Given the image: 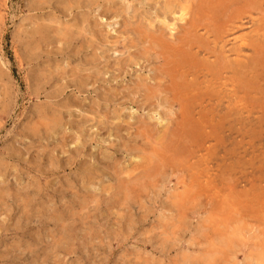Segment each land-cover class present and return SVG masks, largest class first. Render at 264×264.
Here are the masks:
<instances>
[{"label":"rangeland","instance_id":"obj_1","mask_svg":"<svg viewBox=\"0 0 264 264\" xmlns=\"http://www.w3.org/2000/svg\"><path fill=\"white\" fill-rule=\"evenodd\" d=\"M191 1L0 0V264H264V0Z\"/></svg>","mask_w":264,"mask_h":264},{"label":"bare ground","instance_id":"obj_2","mask_svg":"<svg viewBox=\"0 0 264 264\" xmlns=\"http://www.w3.org/2000/svg\"><path fill=\"white\" fill-rule=\"evenodd\" d=\"M145 1H146V0H145ZM192 1H193V0H192ZM192 1H191V2H192ZM194 1H195V0H194ZM214 1H215V0H214ZM221 1H222V0H221ZM248 1H249V0H248ZM256 1H257V0H256ZM184 2H185V1H184ZM189 2H190V1H189ZM195 2H196V1H195ZM215 2H216V1H215ZM217 2L220 3L219 1H217ZM223 2H224V4H225V1H224V0H223ZM223 2H221V3H223ZM226 2H227V1H226ZM232 2H233V0H232ZM257 2H258V1H257ZM257 2H256L255 4H257ZM233 3H234V2H233ZM251 3H252V4L254 3L253 0L251 1ZM258 3H259V2H258ZM228 4H229V3H228ZM228 4H227V5H228ZM263 4H264V3H263ZM130 5H131V4H130ZM185 5H188V4H185ZM220 5H221V4H220ZM253 5H254V4H253ZM169 6H170V5H169ZM179 6H180V4H179ZM197 6H198V5H197ZM170 7H171V6H170ZM204 7H206V6H204ZM214 7H215V6L213 5V8H214ZM223 7L225 8L226 6H223ZM241 7H242V6H241ZM189 8H191V7H189ZM198 8H199V7H198ZM207 8H208V7H206V9H207ZM215 8H217V7H215ZM192 9H193V8H192ZM218 9H219V8H217L216 10H218ZM228 9H229V8H228ZM230 10H231V9H230ZM233 10H234V9H233ZM203 11H205V10H203ZM208 11H209V8H208ZM228 11H229V10H228ZM234 11H236V10H234ZM234 11H233V12H234ZM257 11H258V10H257ZM259 11L261 12V10H259ZM188 12H189V11L187 10V14H188ZM236 12H237V11H236ZM171 13L173 14V12H171ZM190 13H191V11H190ZM203 13H204V12H203ZM205 13H206V11H205ZM210 13H211V12H210ZM214 13H215V12H214ZM220 13H222V12H220ZM262 13L264 14L263 11H262ZM167 14H168V13H167ZM197 14H200V12H197ZM197 14H196V15H197ZM208 14H209V12H208ZM212 14H213V13H212ZM234 14H235V13H234ZM237 14H238V13H237ZM188 15H190V14H188ZM203 15H204V14H203ZM223 15H224V14H223ZM259 15H260V14H259ZM169 16H170V15H169ZM184 16H185V13L183 12V8H181V13H180V15H179V18H178V17H177V18H178V20H179V19H183ZM192 16H193V15H191V18H192ZM194 16H195V15H194ZM197 16H198V15H197ZM200 16H202V15H200ZM224 16H225V15H224ZM228 16L230 17L231 15H227L226 17H228ZM163 17H164V16H163ZM163 17H162V18H163ZM171 17H172V16H171ZM173 17L175 18L176 16H173ZM209 17H210V16H209ZM209 17H206V18H209ZM232 17L234 18V16H232ZM241 17H242V16H241ZM115 18H116V17H115ZM187 18H188V17H187ZM194 18H195V17H193L192 20H193ZM206 18H204V19H206ZM211 18H212V17H211ZM220 18H221V17H220ZM237 18H238V17H237ZM261 18H262V17H261ZM263 18H264V15H263ZM164 19H166V18H164ZM198 19H199V18H198ZM202 19H203V16H202ZM202 19H200V22H201ZM221 19H222V18H221ZM224 19H225V18H223V19H222L223 21H222V20H221V21L224 22ZM238 19H239V18H238ZM259 19H260V17H259ZM162 20H163V19H162ZM174 20H175V19H174ZM194 20H195V19H194ZM210 20H211V19H209V22H210ZM218 20H219V18H218ZM226 20H227V19H226ZM226 20H225V21H226ZM228 20H229V18H228ZM249 20H250V19H249ZM155 21H156V20H155ZM221 21H220V24H221ZM235 21H236V20H235ZM238 21H239V20H238ZM182 22H186V21H183V20H182ZM198 22H199V21H198ZM209 22H208V23H209ZM211 22H212V21H211ZM211 22H210V23H211ZM228 22H229V21H228ZM162 23H163V22H162ZM165 23H166V22H165ZM168 23H169V22H168ZM168 23H167V24H168ZM195 23H197V22H195ZM217 23H219V22L217 21ZM217 23H216V24H217ZM250 23H251V22H250ZM163 24H164V23H163ZM175 24H176V23H175ZM206 24H207V23H206ZM206 24H205V25H206ZM225 24H226V23H225ZM231 24H232V23H231ZM173 25H174V24H173ZM191 25H192V24H190V26H191ZM202 25L204 26V24H202ZM210 25H211V24H210ZM217 25H218V24H217ZM165 26H166V25H165ZM174 26H175V25H174ZM174 26H173V27H174ZM194 26H195V25H194ZM203 26H202V27H203ZM212 26H213V25H212ZM212 26H211V28H212ZM219 26H220V25H219ZM219 26H218V27H219ZM192 27H193V25H192ZM207 27L210 28V26H208V25H207ZM207 27H206V30H208ZM218 27H217V28H218ZM168 28L171 30V26L168 27ZM197 28H198V27H197ZM200 28H201V27H200ZM173 29H174V28H173ZM183 29H185V27H183ZM186 29H187V28H186ZM189 29H190V28H188V30H189ZM214 29H215V27H214ZM220 29H221V28H220ZM134 30L136 31L137 29H134ZM188 30H187V31H188ZM191 30H192V29H191ZM193 30H194V28H193ZM195 30H196V29H195ZM204 30H205V29H204ZM223 30H224V29H223ZM39 31H40V30H39ZM138 31H139V30H138ZM219 31H220V30H219ZM236 31H237V30H236ZM182 32H183V34L186 33V32H184V30H182ZM188 32H189V31H188ZM194 32H195V31H194ZM224 32H225V31H224ZM226 32H227V31H226ZM226 32H225V33H226ZM242 32H243V31H242ZM263 32H264V31H263ZM136 33H137V32H136ZM198 33H202V32H197V35H198ZM206 33H207V32H206ZM208 33H209V32H208ZM222 33H223V32H222ZM261 33H262V32H261ZM176 34H177V33H176ZM189 34H190V33H189ZM189 34H188V35H189ZM191 34H192V33H191ZM195 34H196V33H195ZM209 34H210V33H209ZM216 34H217V32H216ZM223 34H224V33H223ZM226 34H227V33H226ZM258 34H259V33H258ZM59 35H60V34H59ZM138 35H139V34H138ZM141 35H143V34L141 33ZM145 35H146V34H145ZM148 35H149V34H148ZM193 35H194V34H193ZM211 35H212V34H211ZM146 36H147V35H146ZM159 36H160V35H159ZM178 36H179V35H178ZM195 36H196V35H195ZM209 36H210V35H209ZM217 36H218V35H217ZM234 36H235V34H234ZM144 37H145V36H144ZM151 37H152V36H151ZM179 37H182V36H179ZM192 37H193V36H192ZM196 37H198V36H196ZM213 37H214V36H213ZM219 37H220V36H219ZM227 37H228V36H227ZM235 37H236V36H235ZM246 37H247V36H246ZM140 38H141V37H140ZM145 38H146V37H145ZM149 38H150V37H149ZM174 38H175V37H174ZM187 38H188V37H187ZM190 38H191V37H190ZM190 38H189V39H190ZM194 38H195V37H194ZM238 38H240V37H238ZM195 39H196V38H195ZM202 39H203V38H202ZM211 39H212V38H211ZM215 39H216V37H215ZM218 39H219V38H218ZM218 39H217V40H218ZM224 39H225V38H224ZM226 39H227V38H226ZM228 39H229V38H228ZM242 39H243V38H242ZM145 40H146V42H147L148 39H144V41H145ZM163 40H164V39H163ZM163 40H162V41H163ZM198 40H199V38H198ZM254 40H255V39H254ZM254 40H253V41H254ZM142 41H143V38L141 39V42H142ZM149 41H150V40H149ZM160 41H161V40H160ZM162 41H161V42H162ZM183 41H186V40H183ZM183 41L180 40V42H182V43H183ZM208 41H209V40H208ZM231 41H232V40H231ZM240 41H241V40H240ZM243 41H244V40H243ZM246 41H247V40H246ZM146 42H145V43H146ZM165 42H166V41H165ZM177 42H178V41H177ZM189 42H190V41H189ZM189 42H188V44H187V43H186V44L189 45ZM191 42H193V41H191ZM201 42H202V41H201ZM209 42H211V41H209ZM220 42H221V41H220ZM220 42H219V43H220ZM226 42H228V41H226ZM260 42H261V41H260ZM149 43H150V42H149ZM169 43H170V42H169ZM197 43H198V42H197ZM197 43L194 44V45H196V47L193 45L195 48H197V46L199 45V44L197 45ZM206 43H208V42H206ZM213 43H214V42H213ZM216 43H217V42H216ZM228 43H229V42H228ZM239 43H240V42H239ZM245 43H246V42H245ZM254 43H255V42H254ZM261 43H262V42H261ZM152 44H153V46H152ZM154 44H155V43H154L153 40H152L150 46L154 47ZM173 44H174V43H173ZM183 44H185V43H183ZM236 44H237V43H236ZM251 44H252V43H251ZM169 45H172V44H169ZM191 45H192V44H191ZM201 45H202V44H201ZM238 45H240V44H238ZM258 45H259V44H258ZM159 46H161V45H159ZM178 46H179V44H178ZM181 46L183 47L184 45L181 44ZM221 46H222V45H221ZM262 46H263V44H262ZM262 46H261V48H260L259 46L257 47V46L255 45V47H257V48H256L257 51H254V52H255V53L258 52V53H257L258 55H259V54L262 55V54L260 53V52H264V50H263L264 48H262ZM155 47H157V46H155ZM155 47H154V48H155ZM164 47H165V46H164ZM171 47H172V46H171ZM186 47H187V46H186ZM201 47H202V46H201ZM207 47H208V46H207ZM219 47H220V46H219ZM226 47H227V46H226ZM233 47H234V45H233ZM241 47H242V46H241ZM249 47H250V45H249ZM249 47H248V49H249ZM168 48H169V47H168ZM174 48H175V47H174ZM190 48H192V46H191ZM202 48H203V47H202ZM202 48H200V49H202ZM204 48H205V46H204ZM204 48H203V49H204ZM209 48H211V47H209ZM224 48H225V47H224ZM230 48H231V47H230ZM253 48H254V47H253ZM258 48H260V49L263 50V51H260V50L258 51ZM129 49H130V48H129ZM163 49H164V48H163ZM182 49H183V48H182ZM184 49H185V46H184ZM188 49H189V48H187V50H188ZM220 49H221V48H220ZM226 49H227V48H226ZM233 49H234V48H233ZM251 49H252V48H251ZM153 50H154V49H153ZM170 50H171V49H170ZM176 50H178V49H176ZM204 50H205V51H208V50H206V49H204ZM204 50H203V51H204ZM211 50H212V49H211ZM235 50H236V49H235ZM246 50H247V49H246ZM195 51H196V50H195ZM217 51H218V50H217ZM232 51H233V50H232ZM179 52H181V51H179ZM179 52H178V54H179ZM182 52H183V51H182ZM191 52H192V51H191ZM210 52H211V51H209V53H210ZM214 52H215V51L211 52L210 54H212V53L214 54ZM233 52H234V51H233ZM174 53H175V52L173 51V54H174ZM184 53H185V52H184ZM187 53H188V52H187ZM187 53H186V54H187ZM193 53H194V51H193ZM204 53H205V52H204ZM215 53H218V52H215ZM221 53H223V52H220V54H221ZM230 53H231V52H230ZM252 53H253V51H252ZM190 54H191V53H190ZM194 54H195V53H194ZM220 54L218 53V57H219ZM227 54H228V53H227ZM243 54H244V53H243ZM253 54H254V53H253ZM157 55L159 56V53H158ZM167 55H168V54H167ZM169 55H171V54H169ZM179 55H181V54H179ZM183 55H184V54H183ZM195 55H196V54H195ZM223 55H224V54H223ZM238 55H239V54H238ZM246 55H247V54H246ZM246 55L244 54V56H246ZM260 55H259V57H260ZM171 56H172V55H171ZM187 56H188V54H187ZM205 56H206V55H205ZM221 56H222V54H221ZM248 56H249V55H248ZM248 56H246V57H248ZM254 56H256V55L254 54ZM151 57H152V56H151ZM156 57H157V56H156ZM156 57H155V58H156ZM172 57H175V56H172ZM197 57H198V56H197ZM202 57H203V56H202ZM211 57H213V56H211ZM224 57H225V56H224ZM249 57H250V56H249ZM249 57H248V58H249ZM251 57H253V56H251ZM155 58H154V60H155ZM160 58H161V56H160ZM163 58H164V57H162V59H163ZM168 58H169V56H168ZM180 58H181V57H180ZM222 58H223V56H222ZM226 58H227V57H226ZM226 58H225V59H226ZM229 58H230V57H229ZM231 58H232V57H231ZM248 58H247V59H248ZM253 58H254V57H253ZM263 58H264V57H263ZM91 59H92V58H91ZM156 59H157V58H156ZM165 59H166V58H165ZM174 59H176V58H174ZM182 59H183V57H182ZM185 59H186V58H185ZM202 59H203V58H202ZM215 59H216V58H215ZM225 59H224V61H225ZM236 59H238V58H236ZM245 59H246V58H245ZM249 59H250V58H249ZM255 59H257V58H255ZM259 59H260V58H259ZM259 59H258L257 61L260 62V64H261L262 62L259 61ZM261 59H262V58H261ZM261 59H260V60H261ZM158 60H159V58H158ZM160 60H161V59H160ZM180 60H181V59H180ZM199 60H200V59H199ZM211 60H212V59H211ZM227 60H228V59H227ZM229 60H230V59H229ZM241 60H243V59H241ZM250 60H251V59H250ZM250 60H249V61H250ZM252 60H253V59H252ZM161 61H162V60H161ZM166 61H167V59H166ZM166 61H165V62H166ZM171 61H172V59H171ZM176 61H177V59H176ZM212 61H213V60H212ZM238 61H240V60H238ZM238 61H237V63H238ZM253 62H254V61H253ZM263 62H264V61H263ZM183 63H184V62H183ZM187 63L189 64V62H187ZM246 63H247V61H246ZM179 64H180V63H179ZM179 64H177V62H176V67H177V65H179ZM188 64H187V65H188ZM191 64H193V62H192V63L190 62V65H191ZM194 64H195V63H194ZM215 64H216V62H215ZM224 64H225V63H224ZM230 64H231V63H230ZM240 64H241V65H242V64H245V62L240 63ZM240 64H238V65H240ZM255 64H257V63H255ZM255 64L251 62L252 68H253V65L255 66ZM171 65H172V64H171ZM174 65H175V62H174ZM181 65H182V64H181ZM184 65H186V64L184 63ZM187 65H186V66H187ZM211 65H213V64L211 63ZM216 65H217V64H216ZM226 65L229 66L228 64H226ZM226 65H225V66H226ZM235 65H236V64H235ZM248 65H250V64H248ZM248 65H246V66H248ZM262 65L264 66V64H261V66H262ZM195 66H196V65H195ZM202 66H203V64H202ZM205 66H206V65H205ZM220 66H221V65H220ZM242 66H243V65H242ZM256 66L258 67V65H256ZM256 66H255V67H256ZM154 67H155V66H154ZM154 67H152L151 70H153ZM161 67H162V66H161ZM178 67H179V66H178ZM197 67L199 68V67H201V66L199 65V66H197ZM197 67H196V68H197ZM217 67H218V66H217ZM221 67H222V66H221ZM237 67H238V66H237ZM180 68H181V66H180ZM187 68H188V67H187ZM207 68H209V67H207ZM241 68H242V67H241ZM244 68H245V67H244ZM248 68H251V66H249ZM262 68H263V67H261V69H262ZM175 69H177V68H175ZM189 69H190V68H189ZM189 69H188V70H189ZM192 69H193V68H192V65H191V70H192ZM213 69H214V68H213ZM219 69H220V68H219ZM161 70H162V69H161ZM163 70H164V69H163ZM179 70H180V69H179ZM185 70H186V69H185ZM185 70H184V71H185ZM194 70H195V67H194ZM205 70H206V68H205ZM207 70H208V69H207ZM237 70L240 71L241 69H238V68H237ZM242 70H244V69H242ZM242 70H241V71H242ZM245 70H247V69L245 68ZM251 70H253V69H251ZM251 70L249 69V72H250ZM262 70H264V69H262ZM153 71H154V70H153ZM155 71H156V69H155ZM155 71H154V72H155ZM166 71H167V70H166ZM176 71H177V70H176ZM180 71H181V70H180ZM210 71H211V70H210ZM218 71H219V70H218ZM233 71H235V70H233ZM253 71H254V70H253ZM255 71H256V70H255ZM259 71H261V70H259ZM259 71H258V72H259ZM185 72L187 73V71H185ZM185 72H184V73H185ZM236 72H237V71H236ZM258 72H257V73H258ZM160 73H162V72H160ZM163 73H164V72H163ZM165 73H166V72H165ZM165 73H164V74H165ZM167 73H168V72H167ZM184 73H183V75H182V73L180 74V78H179V79H181V75H182V77L184 76ZM199 73H200V72H199ZM218 73H219V72H218ZM234 73H235V72H234ZM239 73H240V75H242V76H244V77L246 76V74L243 75L244 73H243V74H241V72H239ZM172 74H173V73H172ZM175 74H176V73H175ZM213 74H214V73H213ZM216 74H217V73H216ZM216 74H214V75H216ZM231 74H232V73H231ZM231 74H230V75H231ZM236 74H238V73H236ZM236 74H234V75L236 76ZM259 74H260V72H259ZM160 75H161V74H160ZM160 75H159V76H160ZM165 75H166V74H165ZM168 75H169V74H168ZM168 75H166V76H168ZM192 75H193V74H191V76H192ZM204 75H205V74H204ZM204 75H203V76H204ZM218 75H221V73L218 74ZM228 75H229V73H228ZM230 75H229V76H230ZM238 75H239V74H238ZM240 75H239V76H240ZM257 75H258V74H257ZM260 75H263V74L261 73ZM154 76H155V75H154ZM163 76H164V75H163ZM166 76H164V77H166ZM171 76H172V75H170V76H168V77H171ZM174 76H175V75H174ZM201 76H202V75H201ZM205 76H206V75H205ZM212 76H213V75H212ZM216 76H217V75H216ZM239 76H238V77H239ZM255 76H256V75H255ZM152 77H153V76H152ZM164 77H163V78H164ZM176 77H177V75H176ZM188 77H189V76H188ZM195 77H196V76H195ZM222 77H223V75H222ZM226 77H227V76H226ZM226 77H225V78H226ZM246 77H247V76H246ZM258 77H259V76H258ZM261 77H262V76H260V78H261ZM163 78H162V79H163ZM174 78H175V77H174ZM177 78H178V77H177ZM202 78H203V77H202ZM240 78H243V77L240 76ZM240 78H239V79H240ZM249 78H251V77L249 76ZM262 78H263V77H262ZM262 78H261V80H263ZM160 79H161V78H160ZM160 79H159V80H160ZM166 79H168V78H166ZM166 79H165V80H166ZM192 79H193V78H192ZM194 79H195V78H194ZM206 79H207V78H206ZM222 79H223V78H222ZM226 79H227V78H226ZM226 79H225V81H227ZM231 79H232V78H231ZM173 80L175 81V79H173ZM176 80H178V79H176ZM181 80H182V79H181ZM183 80L185 81V78H184V77H183ZM183 80H182V81H183ZM197 80H198V79H197ZM197 80H196V81H197ZM244 80H245V79H244ZM166 81H169V79L166 80ZM184 81H183V82L180 81V82H181V83H184ZM188 81H190V80L188 79ZM193 81H195V80H193ZM193 81H192V82H193ZM196 81H195V82H196ZM198 81H199V80H198ZM200 81H201V80H200ZM207 81H209V80L207 79ZM223 81H224V80H223ZM225 81H224V82H225ZM247 81H248V80H246V82H247ZM159 82L162 83V80H160ZM176 82H178V81H176ZM180 82H178V83H180ZM192 82H190V83H192ZM214 82H215V80H214ZM230 82H231V81H230ZM244 82H245V81H244ZM167 83L169 84V82H167ZM185 83H186V82H185ZM185 83H184V84H185ZM197 83H198V82H197ZM197 83H196V84H197ZM215 83H216V82H215ZM219 83H220V82H219ZM221 83H222V82H221ZM237 83L240 84V81H238ZM165 84H166V82H165ZM176 84H177V83H176ZM204 84H205V83H203V85H204ZM247 84H250V82H249V83L247 82ZM180 85H181V84H180ZM187 85L189 86V84H187ZM198 85H199V84H198ZM203 85H202V86H203ZM236 85H237V84H236ZM260 85H261V84H260ZM166 86H167V85H166ZM166 86H165V87H166ZM182 86H184V85H182ZM188 86H187V87H188ZM246 86H247V85H246ZM142 87H143V86H142ZM150 87H151V86H150ZM170 87H172V85H170ZM170 87H169V88H170ZM174 87H175V86H174ZM180 87H181V86H179V88H180ZM234 87H235V86H234ZM240 87H241V86H240ZM244 87H245V86H244ZM79 88H80V86H79ZM175 88H177V87H175ZM191 88H192V87H191ZM195 88H196V87H195ZM197 88H199V87H197ZM203 88H204V87H203ZM232 88H233V87H232ZM237 88H238V87H237ZM237 88H236V89H237ZM177 89H178V88H177ZM188 89H189V88H188ZM192 89H194V88H192ZM200 89H201V88H200ZM200 89H199V90H200ZM246 89H248V88L246 87ZM246 89H245L244 91H246ZM156 90H157V89H156ZM171 90H172V89H171ZM182 90H183V87H182ZM182 90H181V91H182ZM184 90L186 91V88H184ZM204 90H205V89H204ZM207 90H209V88H208ZM207 90H206V91H207ZM230 90H231V89H230ZM239 90H240V89H239ZM167 91H168V89H167ZM167 91H165V92H167ZM197 91H198V90H197ZM228 91H229V89H228ZM234 91H235V90H234ZM168 92H169V91H168ZM170 92H172V91H170ZM173 92H174V91H173ZM175 92H176V91H175ZM175 92H174V93H175ZM177 92H179V94H180V90L177 91ZM199 92H200V91H199ZM203 92H204V91H203ZM203 92H202V95H203ZM226 92H227V91H226ZM246 92H247V91H246ZM160 93H162V92L160 91ZM160 93H159V94H160ZM174 93H173V94H174ZM183 93H184V91H183ZM186 93H187V92H186ZM188 93H189V92H188ZM204 93H205V92H204ZM206 93H207V92H206ZM210 93H212V92L210 91ZM228 93H229V92H228ZM242 93H243V91H242ZM155 94H157V92H156ZM169 94H170V96H171L172 93H169ZM169 94H167V96H169ZM193 94H194V93H193ZM212 94H213V93H212ZM214 94H216V93H214ZM214 94H213V95H214ZM180 95H181V94H180ZM194 95H195V94H194ZM194 95H193V96H194ZM199 95H201V93H200ZM199 95H198V96H199ZM207 95H208V94H206L205 96H207ZM226 95H227V94H226ZM157 96H158V95H157ZM175 96H176V95H175ZM183 96H184V95H183ZM186 96H187V94H186ZM186 96H184V98H185ZM191 96H192V95H190V97H191ZM193 96L190 98L189 95H188V97H189L190 100L193 98ZM195 96L197 97V95H195ZM203 96H204V95H203ZM208 96H210V94H209ZM214 96H215V95H214ZM214 96H212V97H214ZM228 96H229V95H228ZM242 96H243V95H242ZM242 96H241V97H242ZM155 97H156V96H155ZM155 97H154V98H155ZM177 97H178V96H177ZM188 97H187V98H188ZM199 97H200V96H199ZM199 97H198V99H199ZM210 97H211V96H210ZM224 97H225V96H224ZM250 97H251V96H250ZM250 97H248V98L250 99ZM169 98H170V97H168V99H169ZM172 98H173V97H172ZM180 98H181V97H180ZM180 98H179V99H180ZM187 98H186V100H188ZM194 98H195V97H194ZM200 98H201V97H200ZM242 98H243V97H242ZM246 98H247V97H246ZM164 99H167V98H164ZM181 99H183V97H182ZM201 99H202V98H201ZM226 99H228V98H226ZM249 99H248V100H249ZM170 100H171V99H170ZM175 100H176V98H175ZM177 100H178V99H177ZM183 100H185V99H183ZM195 100H196V98H195ZM221 100H222V99H221ZM243 100H244V99H243ZM231 101H232V100H231ZM245 101H246V100H245ZM207 102H208V101H207ZM198 103H199V102H198ZM198 103H197V105H198ZM218 103H219V102H218ZM246 104H247V103H246ZM248 104H249V103H248ZM203 105H204V102H203ZM232 105H233V104H232ZM235 105H236V104H235ZM194 106H195V105H194ZM217 106H218V105H217ZM222 106H224V105H222ZM250 106H251V105H250ZM197 107H198V106H197ZM225 107H226V105H225ZM241 107H242V106H241ZM253 107H254V106H253ZM200 108H201V107H200ZM209 108H210V107H209ZM209 108H208V109H209ZM251 108H252V107H251ZM226 109H227V108H226ZM245 109H246V107H245ZM245 109H244V110H245ZM204 110H205V109H204ZM224 110H225V109H224ZM234 110H235V109H234ZM246 110H247V109H246ZM197 111H198V110H197ZM200 111H201V110H200ZM209 111H210V109H209ZM219 111H220V110H219ZM201 112H202V111H201ZM195 113H196V112H195ZM202 113H203V112H202ZM205 113H206V112H205ZM207 113H208V111H207ZM213 113H215V111H214ZM217 113H218V112H217ZM229 113H230V110H229ZM229 113H228V114H229ZM256 113H257V112H256ZM193 114H194V113H193ZM200 114H201V113H200ZM181 116H182V115H181ZM198 116H200V115H198ZM209 116H210V115H209ZM216 116H218V115H216ZM220 116H221V115H220ZM220 116H219V118L221 119ZM224 117H225V116H224ZM232 117H233V116H232ZM258 117H259V116H258ZM57 118H58V117H57ZM198 118H199V117H198ZM200 118H201V117H200ZM225 118H227V117H225ZM229 118H230V117H229ZM189 119H190V118H189ZM192 119H193V118H192ZM206 119H207V117H206ZM208 119H209V118H208ZM230 119H231V118H230ZM58 120H59V118H58ZM197 120H198V119H197ZM201 120H202V119H201ZM201 120H200V121H201ZM214 120H215V119H214ZM195 121H196V120H195ZM222 121H223V120H222ZM262 121H263V120H262ZM219 122H220V120H219ZM187 123H192V122H187ZM220 123H221V122H220ZM220 123H219V124H220ZM222 123H223V122H222ZM236 123H237V122H236ZM174 124H175V123H174ZM192 124L195 125L194 122H193ZM205 124H206V123H205ZM232 124H233V122H232ZM143 125H144V124H143ZM188 125H189V124H188ZM148 126H149V125H148ZM190 126H192V125H190ZM229 126H230V125H229ZM119 127H120V126H119ZM185 127H186V126H185ZM194 127H195V126H194ZM182 128H183V131H182V132H183V134H184V133H185V132H184L185 129H184V127H182ZM188 128H189V127H188ZM192 128H193V127H192ZM180 129H181V128H180ZM189 129H191V128H189ZM193 129H195V128H193ZM193 129H192V130H193ZM172 130H173V129H172ZM192 130H191V131H192ZM179 131H180V130H179ZM186 131H187V132H188V131L191 132V131L188 130V129H187ZM187 132H186V133H187ZM178 133H181V131H180V132H176V134H178ZM141 134H142V133H141ZM168 134H169V133H168ZM174 134H175V133H174ZM174 134H173V135H174ZM188 134H191V133H188ZM188 134H187V135H188ZM160 135H162V134H160ZM169 135H171V134H169ZM187 135H185V136H187ZM192 135H193V134H192ZM192 135H189V136H191V137L195 136V134H194L193 136H192ZM208 135H209V134H208ZM185 136H183V137H185ZM165 137H166V136H165ZM174 137H175V136H174ZM174 137L172 136L171 138L174 139ZM163 138H164V137H163ZM171 138H168V137H167V138H165V139L167 140V142L165 141V139H164L163 141L166 142V143H168V139H170V141H171ZM176 138H177V137H176ZM186 138H187V137H186ZM197 138H198V137H197ZM173 139H172V140H173ZM188 139H189V137H188ZM212 139H213V138H212ZM177 140H179V139H177ZM177 140H176V141H177ZM189 140H192V138L189 139ZM197 140H198V139H197ZM158 141H159V140H158ZM170 141H169V143H170ZM174 141H175V140H174ZM192 141H193V140H192ZM213 141H214V140H213ZM171 142H173V141H171ZM160 143H161V142H160ZM162 143H163V142H162ZM180 143H181V142H180ZM184 143H185V142L183 141V145H184ZM158 144H159V143H158ZM185 144H186V143H185ZM223 145H224V144H223ZM157 146H158V145H157ZM184 146H185V145H184ZM188 146H189V145H188ZM185 147H187V146H185ZM175 148H176V146L174 147V149H175ZM179 148H181V147L179 146ZM180 150H181V149H180ZM182 150H183V148H182ZM182 150H181V151H182ZM136 151H137V150H136ZM184 151H185V150H184ZM192 151H193V150H192ZM195 151H196V150H195ZM149 152H150V151H149ZM154 152H157V150L154 151ZM193 152H194V151H193ZM198 152H199V151H198ZM159 153H160V152H159ZM167 153H168V152H167ZM167 153H166V154H167ZM173 153H174V152H173ZM202 153H203V152H202ZM168 154H170V153H168ZM168 154H167V156H168ZM175 154H176V153H175ZM178 154H179V153H178ZM182 154L184 155L185 153H182ZM190 154H194V153L191 152ZM156 155H157V154H156ZM180 155H181V154H180ZM204 155H205V154H204ZM204 155H203V156H204ZM153 156H154V155H153ZM165 156H166V155H165ZM157 157H158V156H157ZM173 157H175V156H173ZM195 157H196V156H195ZM198 157H199V156H198ZM205 157H206V156H205ZM131 158H132V157H131ZM137 158H138V157H137ZM150 158H151V157H150ZM199 158H200L201 160L203 159V158H201V157H199ZM170 159H171V158H170ZM172 160H173V158L171 159V161H172ZM157 161H158V160H157ZM165 161H166V160H165ZM167 161H169L168 158H167ZM193 161H194V160H193ZM205 161H206V160H205ZM158 162H159V161H158ZM155 164H156V163H155ZM210 164H211V163H210ZM208 165H209V164H208ZM210 166H211V165H210ZM170 167H171V166H170ZM196 167H197V165H196ZM146 169H147V167H146ZM183 170H184V169H183ZM146 173H147V172H146ZM187 173H188V172H187ZM199 174H200V173H199ZM112 175H113V174H112ZM153 175H154V174H153ZM145 176H146V175H145ZM199 176H200V175H199ZM140 177H141V176H140ZM207 177H208V176H207ZM208 179H209V178H208ZM189 180H190V179H189ZM214 181H215V180H214ZM125 185H126V184H125ZM133 188H134V187H133ZM141 188H142V187H141ZM141 188L139 189V191L141 190ZM228 189H229V188H228ZM133 190H135V189H133ZM136 190L138 191V189H136ZM146 190H147V189H146ZM137 191H132V192H133V195L135 194L134 192H137ZM139 191H138V193H139ZM141 191L143 192V190H141ZM142 192H140V193H142ZM138 193H136V194L138 195ZM183 193H189V192H183ZM215 193H216V192H215ZM190 194H191V193H190ZM139 195H141V194H139ZM139 195H138V196H139ZM180 195H181V194H180ZM138 196H137V197H138ZM134 197H135V196H134ZM227 198H228V197H227ZM80 205H81V204H80ZM81 207H82V206H81Z\"/></svg>","mask_w":264,"mask_h":264}]
</instances>
